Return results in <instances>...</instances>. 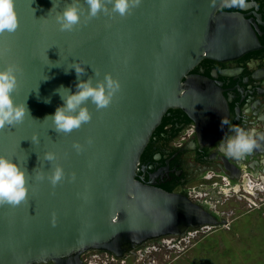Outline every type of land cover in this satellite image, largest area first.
Returning a JSON list of instances; mask_svg holds the SVG:
<instances>
[{"label":"water","instance_id":"obj_1","mask_svg":"<svg viewBox=\"0 0 264 264\" xmlns=\"http://www.w3.org/2000/svg\"><path fill=\"white\" fill-rule=\"evenodd\" d=\"M66 2L15 0L18 27L0 33V67H18L12 96L30 115L0 127V154L24 167L28 188L18 205L0 203V264H74L90 249L121 258L148 241L219 224L185 195L144 184L136 171L169 108L194 119L222 114L221 93L188 72L202 58L254 48L252 27L238 13L219 11L233 0H139L125 15L105 0L107 10L95 17L81 0L80 22L62 31L55 17ZM71 63L84 68L80 79L95 84L108 74L120 87L104 108L86 102L91 119L62 133L44 118L63 103L58 86L75 91L77 75L65 71ZM48 151L64 170L55 185L47 179Z\"/></svg>","mask_w":264,"mask_h":264},{"label":"flooded vegetation","instance_id":"obj_2","mask_svg":"<svg viewBox=\"0 0 264 264\" xmlns=\"http://www.w3.org/2000/svg\"><path fill=\"white\" fill-rule=\"evenodd\" d=\"M219 11L242 15L257 39L254 48L236 57L202 58L188 72L206 78L221 93L224 98L222 116L219 113L212 118L194 119L179 107L169 108L152 131L136 171V177L144 184L185 195L211 213L219 224L190 228L180 237L156 239L166 246L201 229L228 226L227 218L237 209L247 207V210L259 211L264 204V0H233L231 5L223 6ZM222 117L229 123L221 127ZM233 125L255 129L257 140V146L251 152L238 158L226 155L220 149L223 142L220 138L232 135ZM168 237L171 241L165 240ZM153 241L121 258L103 250L90 249L74 264H116L124 259L136 260L150 249L149 244Z\"/></svg>","mask_w":264,"mask_h":264},{"label":"clouds","instance_id":"obj_3","mask_svg":"<svg viewBox=\"0 0 264 264\" xmlns=\"http://www.w3.org/2000/svg\"><path fill=\"white\" fill-rule=\"evenodd\" d=\"M81 0H70L65 6L57 12L56 23L60 30L71 31L81 18ZM87 5V14L89 17H95L98 13L106 11L105 0H84ZM139 0H111L112 10L125 15L129 9L138 4ZM18 27V17L15 11V0H0V33L14 32ZM46 55V51H45ZM47 56V55H46ZM74 69L77 75L75 91L60 85L55 89L63 103L57 105L54 112L45 116L44 120L50 119L57 132L70 133L78 129L82 124L91 119V114L86 106V102L91 101L98 109L108 106L114 93L119 89V82L110 75L105 74L103 81L92 83L91 78L80 79L84 68L79 63H71L65 68ZM18 67L14 64H8L0 67V127L4 125H14L21 122L28 113L27 105L23 101L17 102L12 92L17 86ZM48 77L45 76L44 79ZM44 102H50V98L45 97ZM229 121L221 118L220 124L226 125ZM232 135L220 139V149L226 155L240 157L245 153L251 152L257 146V140L254 138L255 129H245L233 125ZM264 138V137H262ZM79 150L80 145L74 144ZM43 159L52 164L51 170L47 175L49 183L55 185L64 177V170L56 161L54 152L48 151L43 154ZM26 170L21 166L18 160L0 154V203L18 205L26 199L27 196Z\"/></svg>","mask_w":264,"mask_h":264},{"label":"rangeland","instance_id":"obj_4","mask_svg":"<svg viewBox=\"0 0 264 264\" xmlns=\"http://www.w3.org/2000/svg\"><path fill=\"white\" fill-rule=\"evenodd\" d=\"M247 209L229 216L228 226L198 230L171 246L155 240L136 260L116 264H264V204Z\"/></svg>","mask_w":264,"mask_h":264}]
</instances>
